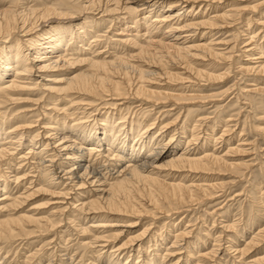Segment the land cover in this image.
I'll use <instances>...</instances> for the list:
<instances>
[{"label":"bare ground","instance_id":"1","mask_svg":"<svg viewBox=\"0 0 264 264\" xmlns=\"http://www.w3.org/2000/svg\"><path fill=\"white\" fill-rule=\"evenodd\" d=\"M226 1L230 0H0V241L21 236L35 238L37 233L41 236L53 231L58 235L57 228L68 220L77 227L79 235L88 237L79 238V250H88L94 256L90 262L87 253H71L64 264H75L77 258L80 261L76 264L87 258L90 264H131L134 258L130 257L135 254L134 264H182L184 260L189 264L194 259L196 264H207L208 260L222 264L217 258L218 247L202 253L198 243L191 241L192 229H169L174 233L169 235L172 242L166 247V235L157 236L163 226L153 228V224L181 209L189 212L197 208L194 205L225 197L232 186L240 185L250 175L249 190L254 195L259 179H264V150H260L259 139L249 141L237 136L240 143L228 146L224 153L220 150L232 139L234 125L230 123L241 122L238 116L242 112L238 111L218 124L222 113L232 105L220 103L231 94H235V103L244 100L240 108L252 109L240 132L252 131L264 138V125L248 121L254 116H261L254 120L264 121V113L260 114L264 110V85L260 80L264 77V42L257 40L260 35L264 38V2L235 4L221 13L218 10L214 15L206 14L209 6L216 10L218 4ZM202 2L208 4L202 6ZM113 26L115 31L108 37L103 29ZM254 26L259 30L255 27V31L245 33ZM109 29L107 32L111 33ZM222 29L235 31L230 38L214 42L212 33L217 31V35ZM206 36L210 40L196 43V38ZM90 41L94 42L93 47ZM225 45L228 46L220 49ZM96 46L99 48L95 50ZM29 50L34 52L28 57ZM236 51L239 55L234 57ZM216 64L228 68L217 69L213 66ZM235 68L241 78L255 76L254 83L212 91L191 89L196 85H220ZM33 76L46 82H30ZM201 81L207 84H200ZM35 91L39 92L38 98L21 96L23 92L30 95ZM47 99L51 102H44ZM26 101L37 104L38 110L22 111L18 104ZM11 104L18 106L11 108ZM204 108H214L210 112L214 116H206ZM177 109L179 112L173 114ZM32 117L38 119L32 121ZM217 125L222 126L216 128ZM34 126L39 128L32 130ZM218 130L222 133L216 137ZM212 142L220 146L209 148ZM250 155L255 157L245 160ZM14 162L17 167H12ZM4 163L11 164L12 170L6 171ZM27 165L28 169L33 166L36 173L30 189L25 185L21 188L26 177L32 176L31 171L24 170ZM224 174L233 178L200 183L192 177ZM262 188L259 186L257 191L261 193ZM40 194L50 198L24 210L23 205ZM261 198V202L252 198L261 208H254L256 214L253 210V214L248 212L246 222L251 228L264 218L260 214L264 211V196ZM46 204L51 205L50 212L38 216L37 210ZM252 207L250 203L249 209ZM14 209V214L4 213ZM213 213L218 214L219 210L214 209ZM146 218L151 223L140 230L139 225ZM223 223L220 231L225 234L218 240L219 248L225 237L231 236L228 232L239 234V221ZM257 231L242 249H234L239 258L246 257L249 249L258 246L264 237V228ZM244 232L243 238L249 231ZM243 238L237 242H246ZM232 241L230 238L226 244ZM229 244L227 251L233 250L234 245ZM107 248L111 252L107 250L104 260ZM162 248L165 253H160ZM121 253L128 258H121ZM174 253L180 255L177 261L165 263ZM29 254H25L24 264H31L36 257L35 251ZM262 262L264 255L255 257L254 263Z\"/></svg>","mask_w":264,"mask_h":264},{"label":"rangeland","instance_id":"2","mask_svg":"<svg viewBox=\"0 0 264 264\" xmlns=\"http://www.w3.org/2000/svg\"><path fill=\"white\" fill-rule=\"evenodd\" d=\"M256 1H258V2H264V0H230V1H226L227 3H225V4H218V5H220V6H222V8L219 6V8L218 9H214L213 7H211V6H209V10H207L206 11V14H208V13H210V14H212V15H214L215 14V11L216 12H218V10L220 11L219 13H221L223 10H227V9H229V8H231V5L232 6H234L235 4H237V5H246V4H252V3H254V2H256ZM245 3V4H244ZM206 5V4H208V3H206V2H202V6H204V5ZM227 5H229V6H227ZM227 6V7H226ZM36 8H38V7H36ZM178 8H180V6L178 7ZM198 10V11H197ZM196 11L197 12H200L201 11V9L199 10V8L197 9ZM262 10H264V8L262 9ZM203 12V11H202ZM213 12V13H212ZM250 15H252V14H247V16H250ZM258 15L259 14H257V13H255V17H258ZM239 19V18H238ZM107 26H110V24L109 25H106V27ZM239 27H242V25L240 26H238V28ZM244 27V26H243ZM256 27V31L257 30H259L258 29V27L257 26H254L253 28H252V30L250 29L249 31H246L245 33L246 34H249L251 31H255V28ZM114 28H116L115 26H113V28L111 27L110 29L109 28H105V29H103V30H106V32H104V33H106V35H108V37H111V35L114 33L113 31H115L114 30ZM107 29H109L110 31H111V33L110 32H107ZM244 29H247L246 27H244ZM262 29H264V28H262ZM227 31H228V33H227ZM234 31L235 30H233V29H222L221 31H220V33H218L217 35H215L216 33H217V31H214L213 33H212V35H214V36H212L211 37V39H214V42H217L218 40V38H230L231 36L230 35H232V33H234ZM108 33V34H107ZM262 33V31L259 33V35ZM140 35H143V33L141 32L140 33ZM210 36V35H209ZM209 36H206V38L204 37V38H202V39H200V38H196V43H198V42H200L201 40L202 41H205L204 39H207V40H210L209 39ZM105 37L106 36H104V38L102 37V39H104L105 40ZM145 36H143L142 38H144ZM247 36H245L244 38H246ZM198 39V40H197ZM104 40H103V42H102V44L103 45H105L106 44V41L104 42ZM257 40H258V43H263L264 42V38L260 35V36H258V38H257ZM91 42V41H90ZM90 42H87L88 44L90 43ZM92 43V44H91ZM90 43V45L93 47L94 46V42H91ZM194 43V42H193ZM87 44V45H88ZM87 45H84V46H86V47H88ZM103 45H101V47H103ZM243 45V46H242ZM244 45H245V43H243V44H241V46H240V48L242 47H244ZM84 46H82L81 48H85ZM90 46V47H91ZM228 46V45H227ZM226 45L225 46H221L220 47V49L222 48V49H225L226 47H227ZM232 45H229V48L231 47ZM97 48H99V46H96L95 47V50L97 49ZM126 49H127V47H125ZM124 48V51L126 50ZM83 50H86V49H83ZM115 50V49H114ZM114 50H111V51H114ZM29 52H31V53H29L27 56L29 57V56H31V54L34 52V51H30L29 50ZM226 52H229V49H226ZM239 55V52L238 51H236L235 53H234V57H236L237 55ZM198 62L199 63H202V65L204 64V62H201V61H199L198 60ZM199 63H197L199 66L201 65V64H199ZM201 65V66H202ZM213 66H215L217 69H222L223 70V68H226L227 67V65H219V64H216V65H213ZM228 68V67H227ZM85 69H87V67L85 66ZM84 69V70H85ZM83 70V71H84ZM221 70V71H222ZM35 74L36 73H38V72H34ZM235 73H237V68H235V71H233V72H231V76L229 77V79L228 80H226L225 82H223V83H221L220 85H215V86H209V87H204V86H198V85H196V86H194V87H191V89H193V91H200V90H207V91H212V90H217V89H220V88H222V89H225V88H227V87H229V86H237V85H248V84H250V83H252L253 82V79L255 78V76H250L249 77V75H248V77L247 76H245L244 78H241L242 77V75L240 74H238V75H236L237 77H235ZM40 74V73H39ZM36 76V75H35ZM248 79H247V78ZM236 78V79H235ZM241 78V79H240ZM37 79H38V81L40 82V83H45L46 81H43V80H41V79H39V77H34L33 76V78H32V81H30V82H33L34 81V83H38V81H37ZM234 79V80H233ZM239 79V80H238ZM246 79L249 81H246ZM261 80V85H264V81H262V80H264V77L262 78V79H260ZM36 81V82H35ZM238 82V84H237V82ZM240 81V82H239ZM203 83H205V84H207L205 81H201V83L200 84H203ZM254 83V82H253ZM231 84H233V85H231ZM235 84V85H234ZM39 87V86H38ZM197 87V88H196ZM200 87V88H199ZM182 88V87H181ZM217 88V89H216ZM235 88V87H234ZM234 90V89H233ZM25 92H23L22 94H21V96H23V97H29V98H31V99H34V98H38L39 97V92H37V91H35V93L34 94H28V93H25ZM235 95V94H234ZM234 95L233 94H231V96H229L225 101H223V103L221 104L220 103V105H225L226 106V103L227 104H231L232 103V105L230 106V107H227L226 108V111L225 112H223L222 113V115H221V118H220V120H219V123L218 124H222L223 123V121H226L227 119H228V116L230 115V114H236L238 111H241L242 113H240V115L238 116V117H240L239 119H241L240 121V123H238L237 125H235L236 124V122H232V123H230V126L232 125L233 126V130H232V132H233V136H232V139L230 140V142L228 143V145H226L225 147H220L221 149L220 150H223L222 151V153H224V152H226V150H227V147L229 146V147H234V146H236L238 143H240L241 141H238L239 140V138L238 137H240V136H242L241 138H243V139H245V138H247L249 141H251V140H254L255 138H257V139H259L258 141H257V143L258 142H260L259 143V145H261V148H260V150H262L261 152H263V148H264V138H263V140H262V136H258V135H256L257 133H255V132H252V131H250V132H244V133H241L240 132V130L243 128V121H246V117H247V115H248V111H252V109L251 108H248V107H246L247 108V110L245 109V107H243V108H240L241 106H244L243 105V102H244V100L242 99V100H240L238 103H235V98H232V97H234ZM58 96L57 95H51V98H57ZM230 99V100H229ZM234 99V100H233ZM228 101V102H227ZM231 101V102H230ZM243 101V102H242ZM44 102H48V103H50L51 101L50 100H46V101H44ZM242 102V103H241ZM21 103L22 102H20V104H11V105H9L11 108H13V105H17L18 107H22V111L23 110H25V109H28V110H30V112L32 111V112H35V110H38V105L37 104H33V103H31V101H26V102H23L22 103V105H21ZM28 105H31V106H28ZM28 106V107H27ZM63 105L62 104H60L59 105V107H62ZM208 107V106H207ZM15 108V107H14ZM33 108V109H32ZM205 109V108H204ZM207 109V108H206ZM206 109H205V111H203V113H208V114H206V116H209V117H211V116H214V114H210V112H212L213 111V109L214 108H211V109H208L207 111H206ZM250 109V110H249ZM177 112H179V110L177 109L176 111H174L173 112V114H175V113H177ZM184 112V111H183ZM264 113V110H261L260 111V114H263ZM200 114V113H199ZM154 116V115H153ZM152 116V117H153ZM243 116V117H242ZM223 117V118H222ZM255 117V116H254ZM254 117H252V118H249V122H251V120L253 121V122H255V123H257V124H260V123H262L261 125H264V121H260V120H254V119H256V118H260L261 116H256L255 118ZM29 118H30V116H29ZM28 117H26V119H29ZM151 118V117H150ZM184 118H185V116L179 121V123H180V125L179 126H181L182 125V123H183V120H184ZM213 118V117H212ZM17 119V118H16ZM37 120L38 118H36V117H32V119H30V120ZM224 119V120H223ZM251 119V120H250ZM19 120V119H18ZM41 120V121H40ZM40 122H42L43 120H42V117L40 116ZM209 120H211V118H209ZM40 122H37V123H40ZM158 122V121H157ZM210 126H211V123H208ZM242 124V125H241ZM34 125V124H33ZM35 125H36V123H35ZM40 125V124H39ZM43 124H41V126H42ZM207 127H208V125H206ZM205 126V127H206ZM209 126V127H210ZM222 125H217L216 126V128H220ZM39 128L38 126H34L33 127V129L32 130H35V129H37V128ZM234 128H236V129H234ZM173 129V128H172ZM171 129V130H172ZM40 130L43 132L44 131V129H42V128H40ZM170 130V131H171ZM170 131H168V132H170ZM235 131V132H234ZM222 133V131H217L215 134H216V137H219V135ZM236 132H237V135H236ZM218 133V134H217ZM241 133V134H240ZM229 134V133H228ZM246 134H248V135H245ZM253 134V135H252ZM236 135V136H235ZM238 136V137H237ZM248 136V137H247ZM250 136V137H249ZM245 137V138H244ZM236 138V139H235ZM238 138V139H237ZM214 143L215 142H212L211 144H210V146H209V148H212V147H214V148H218L219 146L218 145H214ZM236 143V144H235ZM262 143V144H261ZM231 144V145H230ZM218 146V147H217ZM224 148V149H223ZM248 148V147H247ZM39 150V149H38ZM235 156V155H234ZM238 156H235L234 158H237ZM240 157V156H239ZM255 156L254 155H250L249 157H246L245 158V160H248V159H251V158H254ZM257 162V161H256ZM255 162V163H256ZM14 165H12V167H17L16 165H15V162L13 163ZM4 167V169L6 170V171H11L12 170V168H9V166L11 167V164L9 165V164H6L5 165V163H4V165H3ZM9 169V170H8ZM255 169H257L256 167H255ZM24 170H29V171H31V173H29L30 175H32V176H30V175H28V176H30V177H26V179H25V183L26 184H21V188H23L24 187V185L26 186V188H31V186H30V183L31 182H35L36 181V173H35V169L33 168V166H30V168L28 169V165L24 168ZM33 170H34V172H33ZM23 173V172H22ZM35 175V176H34ZM34 176V177H33ZM195 175H193L192 177H193V180L195 179V181L196 182H200V183H208V182H217V181H230L233 177H230V175L228 174V175H222V176H216V175H214V176H204V175H198V176H196V177H194ZM208 177V178H207ZM205 178V179H204ZM211 178V179H210ZM215 178V179H214ZM251 178V175L248 177V179H244V181L242 180L240 183V185H239V183H237L236 184V186H232V188H231V190H228L227 192V195L225 196V197H221V198H217L213 203L212 202H209V204L207 203L206 205H201V206H199V205H194V206H196V207H194L193 206V208H196L197 209V211H196V209H193V210H191V211H185V210H183V209H181L182 211H179L178 213H176V214H173V215H168V216H165L163 219H159L158 221H156V224H157V226H156V224H153V228L155 227V228H158V226H163V229H161V230H159V232L157 233V236L159 237V236H163V233H164V235H166V237H167V239H166V241H168V242H166V243H164V246H166L167 247V245L168 246H170L171 245V242H172V240H171V236H172V234L174 233V232H169V229L170 230H173V229H175V231L176 232H181L182 230H184V228L185 227H187V228H189L190 230L192 229V231H193V233H192V236H190L191 237V241H194L195 242V244H196V242L198 243V245H199V248H200V250H201V252L202 253H205V252H208V251H211L212 250V248L213 247H215L216 246V248L218 247V249L220 250H218V254L220 255L219 257H217V258H219L220 259V261L222 262V264H240L241 262L243 263V264H245V262H246V264H253L254 263V259H255V257H256V259L259 257V258H263V255H264V237L262 238V239H260V241H259V244H258V246L256 247V246H254V247H252V249H249L250 251H248V254L246 253V257H245V259H244V257H243V259L240 257H238L239 256V254L237 253L238 251H236L235 252V250H237V249H242L245 245L244 244H246L247 242H249L250 240H251V236H253V233L255 234L256 232H258L257 231V229L258 230H260V229H262V228H264V218L262 219V221L260 222V221H256V222H258V223H255V225L254 226H252L253 228H254V230H253V228H251V224L250 223H248L247 224V217H248V212H251V214H253V211H254V214H256L257 213V210H254V208L255 209H257V208H261V207H259V206H261V204L259 203V204H254L253 203V200H257V201H259L260 199L262 200V198H261V195H262V197L264 196L263 194H264V179H263V181H261V179H259V183H258V185L256 186V188H257V190H259V186H260V188H262L263 190H261L260 192L261 193H259V191H257L256 190V193L253 195V194H251V192H250V190L249 189H252V183L251 182H249L248 180ZM32 179V180H31ZM200 180L201 179V181H198V180ZM212 180V181H210V180ZM221 179V180H220ZM189 180V179H188ZM205 181V182H204ZM261 181V182H260ZM28 183V184H27ZM12 186H14L15 184H13V183H10ZM32 184V183H31ZM250 184H251V187H250ZM260 184V185H259ZM263 186H262V185ZM33 185H34V183H33ZM246 186V187H245ZM249 186V187H248ZM247 187H248V189H247ZM17 190V189H16ZM246 191V192H245ZM249 192V193H248ZM263 192V193H262ZM239 193V194H238ZM242 193V195H240ZM247 193H248V196H247ZM230 194V195H229ZM237 195V196H236ZM258 195H260V199H259V196ZM235 196V197H234ZM245 196V197H244ZM246 196H247V198H246ZM250 196V198H248ZM252 196V197H251ZM257 196V197H256ZM241 197V199H239ZM50 198V196H47V195H35V197H32V199L31 200H29L28 202L29 203H25V205H23V207H24V210H28L29 208H31V207H33V206H36V205H38L39 206V204H42L43 203V201L44 202H46V200L47 199H49ZM225 198H227V199H225ZM232 198V199H231ZM252 198H254L253 200H252ZM43 199V200H42ZM53 201H55V200H57V199H52ZM248 200V201H247ZM249 200H250V202H249ZM261 200H260V202H261ZM263 200H264V198H263ZM70 201H72V199L70 200ZM42 202V203H41ZM218 202H220V205L218 206V205H216ZM38 203V204H37ZM250 203L253 205V207L251 208V209H249V205H250ZM223 204V205H222ZM226 204H227V206H226ZM263 204V203H262ZM245 205V206H244ZM254 205H256V206H254ZM46 206V207H45ZM42 205L41 206V210H40V208L37 210V214H38V216H43V215H46V214H48V212H50V210L51 209H49V208H51L50 206L51 205ZM54 205H52V207H53ZM65 206V205H64ZM218 207H220L221 209H217ZM245 207V208H244ZM248 207V208H247ZM17 209H18V207H16ZM44 208V209H43ZM216 209L217 211L219 210V213L218 214H215V213H213V210L214 209ZM262 208H264V207H262ZM17 209H16V211H15V209L14 210H9V211H4V213H10V214H14V213H16L17 212ZM201 209V210H200ZM242 209V210H241ZM243 209H244V211H243ZM207 210V211H206ZM253 210V211H252ZM39 211H41V212H39ZM212 211V212H211ZM225 211V212H224ZM243 211V212H242ZM44 212V213H43ZM192 212V213H191ZM185 213V214H184ZM76 214V215H75ZM172 214V213H171ZM202 216V219H204V220H202L201 219V216ZM228 214V215H227ZM244 214V215H243ZM260 214H262V215H264V211H260ZM4 215V214H3ZM74 215L75 216H77L78 215V212H75L74 213ZM188 215V216H187ZM247 215V216H246ZM5 216V215H4ZM185 216H186V218H185ZM218 216V217H217ZM244 216V217H243ZM246 216V217H245ZM238 217V218H237ZM241 217V218H240ZM174 218V219H173ZM180 218V219H179ZM236 218V219H235ZM246 218V219H245ZM149 218H146V219H143V221L140 223V225H139V228H140V230H143V228H145V227H147V224L148 223H151V221L150 220H148ZM173 219V220H172ZM216 219V220H215ZM238 219V220H237ZM243 219V220H242ZM146 220V221H145ZM163 220V221H162ZM218 220H219V222H218ZM224 220V221H223ZM228 220H229V222H228ZM238 222L239 221V223H237L238 224V232H239V234H235V232H226L227 234H229V235H231V236H227V237H225V239H226V241L227 240H229L230 238H232V242H228L227 244H226V241H225V245H223L224 244V241L223 242H221V243H223L222 244V248H219V246H218V244H220V243H218V240H220V238L221 239H223V237H224V234L225 233H222L220 230H222V227H223V225H224V223L223 222H225V223H231V221L232 222ZM240 220H241V222H240ZM245 220V221H244ZM89 220L87 219V220H85V223H87ZM188 221V222H187ZM190 221V222H189ZM158 222V223H157ZM169 222V223H168ZM204 222V223H203ZM216 222V223H215ZM220 222H222V223H220ZM246 222V223H245ZM168 225H167V224ZM180 223V224H179ZM218 223V224H217ZM165 224V225H164ZM177 224V225H176ZM179 224V225H178ZM193 224V225H192ZM222 224V225H221ZM244 224H246V225H244ZM250 224V225H249ZM261 224V225H260ZM192 225V226H191ZM198 225H199V227H198ZM203 225V226H202ZM220 225H221V227H220ZM242 227H241V226ZM245 227H244V226ZM168 226V227H167ZM178 226V227H177ZM259 226V227H258ZM166 227V228H165ZM175 227V228H174ZM182 227V228H181ZM198 227V228H197ZM203 227V228H202ZM255 227H257V228H255ZM262 227V228H261ZM74 225H73V223L72 224H70V221H68V220H65V221H63L62 222V225H61V227H59V228H57L58 230H59V234L58 235H55V232L53 231V232H51V233H49V234H45V235H39V233H37V236L35 237V238H30V237H24V236H21V237H16V238H14L13 240H11V241H0V259H2V260H0L2 263L1 264H3L4 262H6L5 264H9V262H11L10 264H24V263H26L27 262V256H29L30 254L29 253H31V254H33V252L35 251V253H36V257L35 258H33V259H31V264H38V263H40V261H41V263L40 264H60V263H62V264H64V260H66V258H67V255H68V257H70V256H72V254L74 255V254H76V256H78V255H80V254H84V253H87V251L88 250H86V252L82 249V251L81 250H79V249H81L80 247H79V245H80V241H81V239H80V241H79V238H88V237H84V236H82V235H79V232H77L78 230H76L75 228H77V227H75L74 229ZM142 228V229H141ZM179 228V229H178ZM187 228H185V229H187ZM250 229V230H247V229ZM260 228V229H259ZM204 229H206L205 231H204ZM209 229V230H208ZM240 229H243L245 232H247V231H249V233H248V235L246 234V235H244V238L242 237V233L244 232L243 230H241L240 231ZM133 230H135V229H133ZM179 230V231H178ZM99 231H101V230H99ZM214 231V232H213ZM243 231V232H242ZM169 232V233H168ZM199 232V233H198ZM213 234H212V233ZM218 232V233H217ZM244 232V233H245ZM160 233L162 234V235H160ZM207 233H209V234H207ZM214 233H216V234H214ZM199 235V237L197 238V236L196 235ZM217 234H219V237H218V235ZM241 234V235H240ZM250 234V235H249ZM252 234V235H251ZM168 235V236H167ZM169 235H171L170 237H169ZM195 235V236H194ZM207 235H209V237L207 236ZM214 235V236H213ZM221 235V236H220ZM41 238H40V237ZM82 236V237H81ZM204 236V237H203ZM246 236H248V237H246ZM215 239V240H217V242L215 241V240H213V238ZM30 238V239H29ZM65 238V239H64ZM169 238V239H168ZM207 238H208V240H207ZM218 238V239H217ZM243 238V240H245L246 242H237V241H241V239ZM37 239V240H36ZM63 239V240H62ZM27 240H29V241H27ZM205 241L203 244H201V242L200 241ZM263 240V241H262ZM170 241V242H169ZM236 243H235V242ZM214 242H216L215 243V245H213L214 244ZM262 242V243H261ZM184 243V242H183ZM230 243V244H229ZM233 243V244H232ZM244 243V244H243ZM44 244H45V246H44ZM231 245V246H233V250H230V251H232V252H230L229 250L227 251L225 248H226V246L227 245ZM237 244H238V246H237ZM244 245V246H243ZM24 246V247H23ZM237 246V247H236ZM240 246V247H239ZM39 248V249H38ZM164 248V247H163ZM163 248L161 249V251H160V253L163 251V253H165V251L163 250ZM165 249V248H164ZM225 249V250H224ZM235 249V250H234ZM8 250H9V252H8ZM107 250H108V253L109 252H111V249L110 248H107L106 249V252H104L103 253V259L105 260L106 259V257L107 256H105V255H107L108 253H107ZM151 250V249H150ZM33 251V252H32ZM73 251V252H72ZM15 252H17V253H15ZM57 252H58V254H57ZM75 252V253H74ZM234 252L237 254H235L236 256L234 257L233 255H234ZM249 252H250V254H249ZM15 253V254H14ZM49 253V254H48ZM72 253V254H71ZM18 254V255H17ZM27 256H26V255ZM50 254H51V256H50ZM53 254V255H52ZM64 254H66V255H64ZM71 254V255H70ZM122 254V253H121ZM152 254H154V253H152ZM176 253H174V255H172L171 257H169V258H167V260L165 261V263L167 262V263H172V262H175V261H177V259H178V257L180 256L179 254L176 256L175 255ZM8 255V256H7ZM24 255H25V257H24ZM46 255V256H45ZM60 255V256H59ZM87 255H88V258H90V262L93 260V254H92V252H88L87 253ZM90 255V256H89ZM125 253L124 254H122V255H120V257L121 258H124L125 259V257L126 258H128L127 257V254L125 255ZM17 256V257H16ZM49 256V257H48ZM61 256H63V257H61ZM92 256V257H91ZM124 256V257H123ZM135 256H136V254L134 255V257L132 256V257H130V259H133L134 258V262L135 261H137V258H135ZM155 256V255H154ZM197 256H198V254L197 255H195L194 257L195 258H197ZM47 257V258H46ZM65 257V258H64ZM175 257V258H174ZM239 259H238V258ZM6 258V259H5ZM8 258V259H7ZM15 258V259H14ZM18 260H17V259ZM48 258H50V261H49V259ZM58 258V259H57ZM87 258V259H88ZM14 259V260H13ZM44 259V260H43ZM46 259H48V260H46ZM59 259H61V261H59ZM87 259H84L83 260V262H81L80 264H90V262H88V260ZM136 259V260H135ZM173 259V260H172ZM13 260V261H12ZM15 260H17V262L18 263H16V261ZM22 260V261H21ZM33 260V261H32ZM52 260V261H51ZM57 260L59 261V262H57ZM80 261V258H77V260H75V264L76 263H78L79 261ZM195 260V259H194ZM194 260H192L189 264H196V263H194L193 261ZM229 260V261H228ZM242 260V261H241ZM38 261V262H37ZM45 261V262H44ZM49 261V262H48ZM180 261L182 262L183 260H182V258L180 259ZM227 261V262H226ZM237 261V262H236ZM241 261V262H240ZM37 262V263H36ZM88 262V263H87ZM134 262H132L131 264H134ZM209 262H211V263H209ZM239 262V263H238ZM103 264V262H101V263H99L98 261H96L95 262V264ZM263 264H264V262H262ZM262 263H259V264H262ZM182 264H187L186 263V261L184 260V262L182 263ZM207 264H216L215 263V261H212V260H208L207 261ZM254 264H256V263H254Z\"/></svg>","mask_w":264,"mask_h":264}]
</instances>
